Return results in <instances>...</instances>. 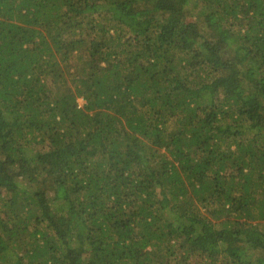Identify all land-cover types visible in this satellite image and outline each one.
Listing matches in <instances>:
<instances>
[{
	"label": "trees",
	"instance_id": "1",
	"mask_svg": "<svg viewBox=\"0 0 264 264\" xmlns=\"http://www.w3.org/2000/svg\"><path fill=\"white\" fill-rule=\"evenodd\" d=\"M0 264H264V0H0Z\"/></svg>",
	"mask_w": 264,
	"mask_h": 264
}]
</instances>
